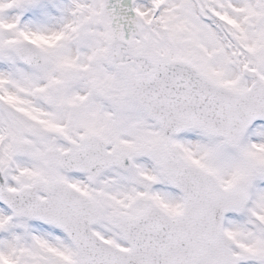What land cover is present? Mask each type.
I'll return each mask as SVG.
<instances>
[{
    "label": "snow or ice",
    "instance_id": "6c2138e0",
    "mask_svg": "<svg viewBox=\"0 0 264 264\" xmlns=\"http://www.w3.org/2000/svg\"><path fill=\"white\" fill-rule=\"evenodd\" d=\"M0 264H264V0H0Z\"/></svg>",
    "mask_w": 264,
    "mask_h": 264
}]
</instances>
